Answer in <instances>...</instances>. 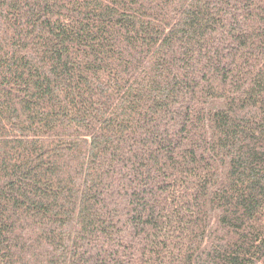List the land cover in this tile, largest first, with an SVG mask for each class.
<instances>
[{"label":"trees","instance_id":"1","mask_svg":"<svg viewBox=\"0 0 264 264\" xmlns=\"http://www.w3.org/2000/svg\"><path fill=\"white\" fill-rule=\"evenodd\" d=\"M0 264H264V0H0Z\"/></svg>","mask_w":264,"mask_h":264}]
</instances>
